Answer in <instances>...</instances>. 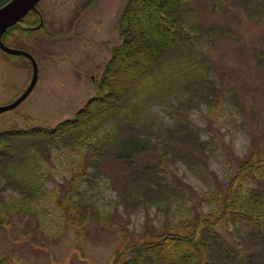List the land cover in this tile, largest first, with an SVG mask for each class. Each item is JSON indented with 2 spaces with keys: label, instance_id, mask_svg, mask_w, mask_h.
<instances>
[{
  "label": "rangeland",
  "instance_id": "obj_1",
  "mask_svg": "<svg viewBox=\"0 0 264 264\" xmlns=\"http://www.w3.org/2000/svg\"><path fill=\"white\" fill-rule=\"evenodd\" d=\"M128 1L41 0L43 27L13 28L9 44L36 58L39 77L18 108L0 113V134L76 117L97 94L113 45L121 41L119 19ZM181 2L199 36L169 51L151 87L146 82L135 92L133 107L128 99L118 103L99 132L110 136L115 129L114 138L125 140L144 135L146 142L153 135L152 145L161 141L159 153L139 152L128 166L115 150L96 161L93 149L81 152L74 144L33 157L28 146H17L27 156L0 165V260L114 264L120 252L127 259L129 246L152 243V231L208 213L239 174L244 194L251 191L254 199L260 191L264 198V0ZM4 56L0 51V104L22 94L33 77L27 57ZM120 70L131 78L139 72L124 63ZM124 119L144 123L145 133ZM177 121L188 130L181 140L166 134ZM148 184L160 189L147 190ZM253 227L226 217L217 230L230 248H245L250 240L242 235ZM261 235L252 234L259 241L251 248L252 264L264 263Z\"/></svg>",
  "mask_w": 264,
  "mask_h": 264
},
{
  "label": "trees",
  "instance_id": "obj_2",
  "mask_svg": "<svg viewBox=\"0 0 264 264\" xmlns=\"http://www.w3.org/2000/svg\"><path fill=\"white\" fill-rule=\"evenodd\" d=\"M182 3L181 0H129L119 19L122 40L112 48V56L97 84V94L77 112L76 117L62 121L56 126L36 125L27 129H9L1 133L0 165L4 166L8 159L16 160L17 157L27 156L21 153L23 148H17L20 144L23 147L28 146L25 149L30 157L47 154L51 148L63 144H74L81 152L93 149L96 161L110 150H115L121 159L127 160L128 166L135 163V156H139V152L158 154L161 141L156 140L152 145L153 135L147 138L150 142H146L144 135L131 136L125 140L114 138L115 129L108 131L110 136L104 133L101 135L99 132L106 121L116 114L118 103L128 99L129 107H133L130 105L135 92L144 88L146 82V87H151V75L169 51L189 45L187 36H199V31L195 32L196 25L193 22L189 24L184 16ZM123 63L138 69V74L132 78L128 77L120 70ZM123 115L125 118V114ZM126 119L122 122L132 125L139 134L145 133L144 123L135 124L134 121L129 122ZM184 125L185 122L177 121L176 126L166 128V134L170 135L169 137L176 135L175 138L181 140L188 131L184 130ZM189 132L197 134L193 128H190ZM164 141L168 142V139ZM198 143L201 144L202 141L198 140ZM168 144L171 147L177 146ZM12 163L17 167L24 166L14 161ZM246 163L244 164L247 165ZM239 177L240 174L231 181V190L221 196L216 206L208 213H198L190 220L176 223L173 227L152 231V243L129 246L125 253L127 259L124 261V252H120L115 256L114 264H221V260L226 264H252V256L255 254L251 248L255 243H259L258 240L252 239V234L255 232L262 236L264 232V198L261 197L260 191V194H255L254 199L251 191L244 194L242 190L245 180ZM261 177L263 176L258 174V178ZM237 181L239 187H236ZM150 189L153 191L160 188L152 189L150 185L147 190ZM226 217L235 223L254 224L253 228H247L242 235L250 240L245 243V248L244 245L240 248H230V244H226L217 230L221 220ZM212 238L213 242L209 243ZM219 252L221 255H216ZM232 256L237 258L232 259ZM0 264L7 263L0 260Z\"/></svg>",
  "mask_w": 264,
  "mask_h": 264
},
{
  "label": "water",
  "instance_id": "obj_3",
  "mask_svg": "<svg viewBox=\"0 0 264 264\" xmlns=\"http://www.w3.org/2000/svg\"><path fill=\"white\" fill-rule=\"evenodd\" d=\"M39 1L40 0H10L8 3L0 7V48L13 54H23L28 57L33 64V78L29 87L11 104L0 106V112L17 107L28 97L37 83L39 68L35 57L28 51L6 46L2 41V36L8 28L19 22L30 10L35 9Z\"/></svg>",
  "mask_w": 264,
  "mask_h": 264
},
{
  "label": "flooded vegetation",
  "instance_id": "obj_4",
  "mask_svg": "<svg viewBox=\"0 0 264 264\" xmlns=\"http://www.w3.org/2000/svg\"><path fill=\"white\" fill-rule=\"evenodd\" d=\"M9 1L10 0H0V7L3 6L4 4H6ZM29 16H31V17H29ZM45 20H46V17H44L42 11L38 8V5H37V9L29 12L28 15L24 19H22V21H20L19 23H17L15 26H13L12 28H10L9 30H7L3 34L2 40H3L4 44H6L8 46H11V47H14L13 45H10L9 44V41H10V37L12 36L11 31L13 30V28H16L18 25L21 26V27H23V28H36V29H41V27H43V25L45 24ZM38 21H39V23H38ZM19 49H21V48H19ZM0 51L3 53V55H5L4 57H13L14 55L15 56L18 55V54H9V53H6L1 48H0ZM22 56H24V55H22ZM4 66L5 67H8L7 65H4ZM19 96L20 95H18L15 99H17ZM15 99L11 100L8 103L0 104V106L7 105V104L13 102ZM21 104H19L16 108H18ZM0 113H2V112H0Z\"/></svg>",
  "mask_w": 264,
  "mask_h": 264
}]
</instances>
